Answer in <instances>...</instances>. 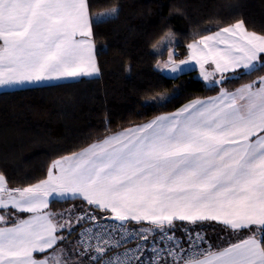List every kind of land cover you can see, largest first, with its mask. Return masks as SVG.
<instances>
[{"label":"snow or ice","instance_id":"6c2138e0","mask_svg":"<svg viewBox=\"0 0 264 264\" xmlns=\"http://www.w3.org/2000/svg\"><path fill=\"white\" fill-rule=\"evenodd\" d=\"M113 18L90 0H0V86L99 77L94 26ZM186 50L155 71L215 87L264 69V34L242 19ZM212 221L239 238L213 247L196 230ZM0 264H264V76L57 158L34 184L0 173Z\"/></svg>","mask_w":264,"mask_h":264},{"label":"trees","instance_id":"16d2710c","mask_svg":"<svg viewBox=\"0 0 264 264\" xmlns=\"http://www.w3.org/2000/svg\"><path fill=\"white\" fill-rule=\"evenodd\" d=\"M90 3L93 14L118 9V18L94 26L99 77L0 92V172L10 188L44 179L53 160L113 132L169 113L190 100L214 95L221 87L235 88L264 75L260 69L211 87L197 70L178 78L155 71L170 48H175V58L181 59L187 54L188 43L236 20L242 19L248 28L264 34V0ZM170 32L176 37L173 46L155 51L153 46ZM160 97L171 99L161 106L155 103ZM81 203L55 202L50 203V209L60 213ZM197 227L212 236L206 224ZM219 238L220 244H226L239 237L223 231Z\"/></svg>","mask_w":264,"mask_h":264},{"label":"crops","instance_id":"0c3cea01","mask_svg":"<svg viewBox=\"0 0 264 264\" xmlns=\"http://www.w3.org/2000/svg\"><path fill=\"white\" fill-rule=\"evenodd\" d=\"M245 25H246V23H245ZM246 27H247V29L249 30V31H253V30H251L250 28H248V26L246 25ZM217 31V30H216ZM215 32V31H214ZM256 32V31H255ZM258 33V32H257ZM261 34V33H260ZM207 35V34H206ZM170 51V50H169ZM175 52V51H174ZM175 58V57H174ZM184 58H186V56L185 57H183V58H181V59H184ZM176 59V58H175ZM181 59H176V61L177 62H179V60H181ZM167 60H168V55H167V57L166 58H164V59H162V60H160V65H163L164 63H166L167 62ZM212 65H207L206 66V68H208V70H212ZM197 71H198V76H199V70L197 69ZM238 71H242V70H238ZM166 75H168V76H172L173 74H170V73H168V72H164ZM262 76H264V75H262ZM200 77V76H199ZM216 78H218V74H217V77ZM78 79H81V78H78ZM78 79H64V80H53V81H47V82H44V83H39V84H27V85H24V86H16V87H6V86H0V92H2V91H7V90H13V89H19V88H25V87H32V86H39V85H48V84H55V83H62V82H68V81H76V80H78ZM256 80V79H255ZM248 83H250V82H248ZM245 84H247V83H245ZM243 85V84H242ZM242 85H240V86H237V87H235V88H224L225 90H227V91H235L237 88H239V87H241ZM219 93V92H218ZM218 93H216V94H214V95H210V96H207V97H211V96H216ZM207 97H200L199 99H205V98H207ZM197 99V98H196ZM191 101V100H190ZM189 102V101H188ZM188 102H186V103H188ZM186 103H184V104H186ZM183 104V105H184ZM181 107V106H180ZM179 107V108H180ZM178 109V108H177ZM177 109H175V110H173V111H171V112H169V113H172V112H175ZM165 114H167V113H165ZM161 115H163V114H161ZM158 116H160V115H158ZM155 117H157V116H155ZM155 117H153V118H151V119H149V120H147V121H145V122H142V123H139V124H136V125H141V124H144V123H147V122H149L150 120H152V119H154ZM136 125H133V126H130V127H134V126H136ZM130 127H127V128H130ZM127 128H124V129H127ZM121 130H123V129H121ZM121 130H118V131H116V132H113V133H111V134H109V135H112V134H115V133H117V132H119V131H121ZM109 135H107V136H109ZM105 138V137H104ZM103 138V139H104ZM103 139H101V140H103ZM101 140H98V141H94V142H92V143H90L89 145H87V146H85L84 148H82V149H80V150H78L77 152H79V151H81V150H83V149H85V148H87V147H89L91 144H93V143H97V142H99V141H101ZM67 155H69V154H67ZM65 156V155H64ZM61 157H63V156H61ZM58 158H60V157H58ZM1 173V172H0ZM73 208V207H72ZM48 210H50L51 211V209H50V204H49V209ZM52 212V211H51ZM54 213V212H53ZM202 224H206L207 225V228L209 227L210 228V230H211V232L213 233L212 234V236H210V239H211V241H212V244H213V247H217V246H220V245H224V244H220V236L222 235V233H223V231H225L224 230V228H223V226L222 225H220L219 223H217V222H214V221H212V222H203ZM207 233H209V231L207 232ZM221 234V235H220ZM76 239V238H75Z\"/></svg>","mask_w":264,"mask_h":264},{"label":"built area","instance_id":"2783aa9c","mask_svg":"<svg viewBox=\"0 0 264 264\" xmlns=\"http://www.w3.org/2000/svg\"><path fill=\"white\" fill-rule=\"evenodd\" d=\"M130 227H137V225L133 224V225H130ZM177 235L178 236H183V232L180 230V228H177ZM79 230V228H78ZM196 230L197 231H203V233L205 234V238L207 239V241L213 246L212 244V241L210 239V236L208 235L207 231L202 229V228H199V227H196ZM135 245L134 244H129L128 247H134ZM203 247H207V245H203ZM121 251H123V249H121Z\"/></svg>","mask_w":264,"mask_h":264},{"label":"rangeland","instance_id":"374dc122","mask_svg":"<svg viewBox=\"0 0 264 264\" xmlns=\"http://www.w3.org/2000/svg\"><path fill=\"white\" fill-rule=\"evenodd\" d=\"M111 8H109V9H106V10H104V11H107V10H110ZM104 11H102V12H104ZM169 34H171L173 37H174V39H175V41H176V37H175V35L173 34V32H170V33H168L157 45H156V49H159L160 51H162L167 45L166 44H164V42L168 39V35ZM162 44H164V46L162 47ZM174 50H175V48H170V51H173L174 52ZM156 51V50H155Z\"/></svg>","mask_w":264,"mask_h":264}]
</instances>
